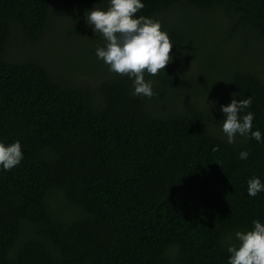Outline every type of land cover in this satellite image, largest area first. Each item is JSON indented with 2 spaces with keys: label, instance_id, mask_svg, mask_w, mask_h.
<instances>
[{
  "label": "trees",
  "instance_id": "trees-1",
  "mask_svg": "<svg viewBox=\"0 0 264 264\" xmlns=\"http://www.w3.org/2000/svg\"><path fill=\"white\" fill-rule=\"evenodd\" d=\"M0 264H264V0H0Z\"/></svg>",
  "mask_w": 264,
  "mask_h": 264
},
{
  "label": "rangeland",
  "instance_id": "rangeland-1",
  "mask_svg": "<svg viewBox=\"0 0 264 264\" xmlns=\"http://www.w3.org/2000/svg\"><path fill=\"white\" fill-rule=\"evenodd\" d=\"M93 31L95 29H92ZM62 31H60V28L58 26V24H54V22H52L51 24V28H50V32H48V35L46 36L43 44H42V47L45 46V44H48L50 41H52V39H56L57 37H60V39L62 40ZM30 48H32V46H28ZM57 60H64V57H59ZM63 62V61H62Z\"/></svg>",
  "mask_w": 264,
  "mask_h": 264
}]
</instances>
